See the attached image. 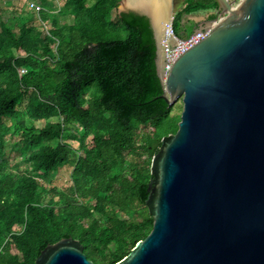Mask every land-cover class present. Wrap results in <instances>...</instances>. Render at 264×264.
I'll return each instance as SVG.
<instances>
[{
    "label": "trees",
    "instance_id": "16d2710c",
    "mask_svg": "<svg viewBox=\"0 0 264 264\" xmlns=\"http://www.w3.org/2000/svg\"><path fill=\"white\" fill-rule=\"evenodd\" d=\"M34 2V13L0 6V264H35L67 236L112 264L153 226L151 158L182 105L162 96L146 14L119 12L120 0ZM210 10L218 16V0H183L174 33H192L198 23L182 19Z\"/></svg>",
    "mask_w": 264,
    "mask_h": 264
},
{
    "label": "water",
    "instance_id": "95a60500",
    "mask_svg": "<svg viewBox=\"0 0 264 264\" xmlns=\"http://www.w3.org/2000/svg\"><path fill=\"white\" fill-rule=\"evenodd\" d=\"M218 1L223 18H209L204 38L168 70L152 0L117 6L150 18L162 96L181 98L182 110L151 158L153 226L112 264H264V0ZM35 264L95 262L67 236L47 244Z\"/></svg>",
    "mask_w": 264,
    "mask_h": 264
},
{
    "label": "built area",
    "instance_id": "2783aa9c",
    "mask_svg": "<svg viewBox=\"0 0 264 264\" xmlns=\"http://www.w3.org/2000/svg\"><path fill=\"white\" fill-rule=\"evenodd\" d=\"M31 7L39 8V6L34 2H30ZM220 19L223 18V16L219 17ZM166 27L168 29L167 33H165L164 43L166 44V62L164 67L166 70H168L174 61V59L181 54L183 51H185L188 47L192 46L193 44L200 41L204 36L206 35L209 27L207 29L205 28H198L194 30L192 33L183 36L182 38L176 37L173 31L172 22H167ZM170 32V34H169ZM171 36H174L177 39V42L175 44H170V38ZM25 68H21L20 72H24Z\"/></svg>",
    "mask_w": 264,
    "mask_h": 264
},
{
    "label": "rangeland",
    "instance_id": "374dc122",
    "mask_svg": "<svg viewBox=\"0 0 264 264\" xmlns=\"http://www.w3.org/2000/svg\"><path fill=\"white\" fill-rule=\"evenodd\" d=\"M31 1H34V0H0V6H6L7 4H9L10 2H14V3H18L20 4V6H22L23 8L25 9H28L30 10L32 13H34L33 9H31V6H30V2ZM180 1L181 0H173V3H172V14L171 15H174V12L175 10L179 7V4H180ZM240 0H235V5L239 3ZM62 2L63 0H56V5L57 6H61L62 5ZM207 12L208 11H200L198 12L197 14H199L200 16H204L206 17L207 15ZM9 11H6V14L5 16H8L9 14ZM224 16V14L222 15ZM218 17H220V14H218ZM168 22H172V19L170 18ZM166 25V24H165ZM182 100L181 98H178L177 99V103L179 105H182ZM179 110H182V108ZM11 136L12 135H7V139H11ZM13 139V138H12ZM11 155H12V163H15L17 166L16 168L17 169H24L26 166H27V163H25L22 158H21V155L20 154H17L15 153L14 151L11 152ZM55 182L60 185V186H67L70 184V181L68 179V173L67 171H61L60 174L58 175V177L55 179Z\"/></svg>",
    "mask_w": 264,
    "mask_h": 264
},
{
    "label": "bare ground",
    "instance_id": "6f19581e",
    "mask_svg": "<svg viewBox=\"0 0 264 264\" xmlns=\"http://www.w3.org/2000/svg\"><path fill=\"white\" fill-rule=\"evenodd\" d=\"M131 1V0H129ZM136 1L137 0H132ZM152 11L156 16V19H158V22L161 24V28L164 30V33H167L168 29L166 27V21L168 19L167 16V0H152ZM170 34V32H169ZM177 42V39L174 36H171L170 38V44H175Z\"/></svg>",
    "mask_w": 264,
    "mask_h": 264
},
{
    "label": "crops",
    "instance_id": "0c3cea01",
    "mask_svg": "<svg viewBox=\"0 0 264 264\" xmlns=\"http://www.w3.org/2000/svg\"><path fill=\"white\" fill-rule=\"evenodd\" d=\"M182 3H183V0L180 1L179 7H181ZM213 12H214L213 10L208 11L206 17L200 16L199 14H197L198 12L194 13V14H188L182 19V23L187 24L188 21H193V22L198 23L199 28H201V27L205 28L207 26H210L211 22L208 19H209V15ZM219 12H220V10L218 11V14H219ZM181 32H185V30H182ZM183 36H185V33H184V35H182V37Z\"/></svg>",
    "mask_w": 264,
    "mask_h": 264
}]
</instances>
